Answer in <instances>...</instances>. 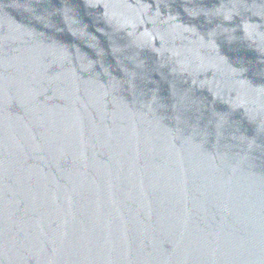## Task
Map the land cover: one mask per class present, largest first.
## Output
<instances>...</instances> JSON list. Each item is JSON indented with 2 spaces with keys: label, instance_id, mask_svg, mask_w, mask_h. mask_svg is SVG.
Returning a JSON list of instances; mask_svg holds the SVG:
<instances>
[{
  "label": "water",
  "instance_id": "obj_1",
  "mask_svg": "<svg viewBox=\"0 0 264 264\" xmlns=\"http://www.w3.org/2000/svg\"><path fill=\"white\" fill-rule=\"evenodd\" d=\"M0 264H264V0H2Z\"/></svg>",
  "mask_w": 264,
  "mask_h": 264
}]
</instances>
